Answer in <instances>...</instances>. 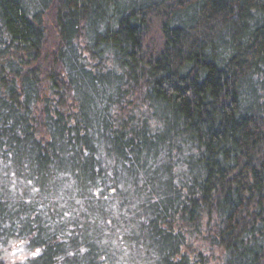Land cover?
I'll list each match as a JSON object with an SVG mask.
<instances>
[{
  "label": "trees",
  "instance_id": "trees-1",
  "mask_svg": "<svg viewBox=\"0 0 264 264\" xmlns=\"http://www.w3.org/2000/svg\"><path fill=\"white\" fill-rule=\"evenodd\" d=\"M252 7L0 0V257L14 241L39 251L14 264H264Z\"/></svg>",
  "mask_w": 264,
  "mask_h": 264
},
{
  "label": "rangeland",
  "instance_id": "rangeland-1",
  "mask_svg": "<svg viewBox=\"0 0 264 264\" xmlns=\"http://www.w3.org/2000/svg\"><path fill=\"white\" fill-rule=\"evenodd\" d=\"M15 243L19 245L18 247H12L11 245ZM4 249H8L7 252L4 251ZM3 252H2V257L3 256H8L10 257L9 260H5L8 264H14V263H23L30 257H34V255L38 254V250L34 249H29L25 245L19 243V242H14V241H9L6 246L4 247Z\"/></svg>",
  "mask_w": 264,
  "mask_h": 264
},
{
  "label": "clouds",
  "instance_id": "clouds-1",
  "mask_svg": "<svg viewBox=\"0 0 264 264\" xmlns=\"http://www.w3.org/2000/svg\"><path fill=\"white\" fill-rule=\"evenodd\" d=\"M250 12H251V14H252L253 17L264 16V9H260L258 7H252V8H250ZM5 242H7V241H5ZM11 246L12 247H18L19 245L13 243ZM4 251L7 252L8 249H4ZM0 259H2V260H9L10 257L3 256V257H0Z\"/></svg>",
  "mask_w": 264,
  "mask_h": 264
}]
</instances>
